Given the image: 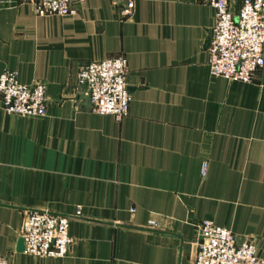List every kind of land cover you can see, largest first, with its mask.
Returning <instances> with one entry per match:
<instances>
[{
    "label": "crops",
    "instance_id": "1",
    "mask_svg": "<svg viewBox=\"0 0 264 264\" xmlns=\"http://www.w3.org/2000/svg\"><path fill=\"white\" fill-rule=\"evenodd\" d=\"M242 1L230 0L235 15ZM72 6L38 16L0 2V75L45 84L48 101L46 117L26 118L0 96V253L11 264H190L208 219L264 259V68L248 84L212 74L205 0H136L128 18L109 0ZM119 56L133 96L121 121L91 112L76 80ZM28 211L70 219L65 258L21 249Z\"/></svg>",
    "mask_w": 264,
    "mask_h": 264
},
{
    "label": "built area",
    "instance_id": "2",
    "mask_svg": "<svg viewBox=\"0 0 264 264\" xmlns=\"http://www.w3.org/2000/svg\"><path fill=\"white\" fill-rule=\"evenodd\" d=\"M33 6L38 16L66 17L76 14L73 0H22ZM122 5V16L130 17L136 0H109ZM2 2V0H0ZM215 11V23L208 42L210 69L214 76L229 81L251 83L264 68V0H243L235 15L230 0H205ZM129 63L125 56L81 66L76 80L90 102V110L117 121L129 115L133 96L128 85ZM0 96L5 111L26 118L48 114L46 85L28 86L16 71L0 75ZM208 164H203L206 175ZM151 227L158 225L150 222ZM24 251L35 258L63 259L72 246L70 219L48 212L28 211L20 228ZM0 264H11L0 253ZM190 264H264L251 241L240 242L233 232L204 220L197 231V252Z\"/></svg>",
    "mask_w": 264,
    "mask_h": 264
},
{
    "label": "water",
    "instance_id": "3",
    "mask_svg": "<svg viewBox=\"0 0 264 264\" xmlns=\"http://www.w3.org/2000/svg\"><path fill=\"white\" fill-rule=\"evenodd\" d=\"M21 249L24 250V243L22 239H21Z\"/></svg>",
    "mask_w": 264,
    "mask_h": 264
}]
</instances>
